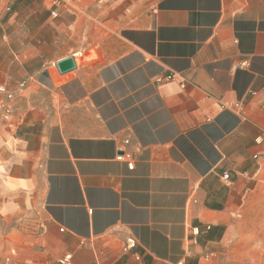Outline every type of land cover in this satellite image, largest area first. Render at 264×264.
I'll list each match as a JSON object with an SVG mask.
<instances>
[{"label": "crops", "instance_id": "crops-1", "mask_svg": "<svg viewBox=\"0 0 264 264\" xmlns=\"http://www.w3.org/2000/svg\"><path fill=\"white\" fill-rule=\"evenodd\" d=\"M67 254L264 264V0H0V264Z\"/></svg>", "mask_w": 264, "mask_h": 264}, {"label": "built area", "instance_id": "built-area-1", "mask_svg": "<svg viewBox=\"0 0 264 264\" xmlns=\"http://www.w3.org/2000/svg\"><path fill=\"white\" fill-rule=\"evenodd\" d=\"M51 14L54 15V16L56 15V13H55L54 11H52ZM172 77H173V74H167V75L165 76V79H166V80H169V79H172ZM10 96H11V95H8V97H10ZM9 113H10L9 108H6V109L4 110V115H5V117H7V116L9 115ZM116 159H117V160H123V154H119V155H117ZM127 166H128V168H132L133 163H132L131 161H129V162H127ZM223 178H227V175H226V174L223 175ZM206 228H209V226L207 225ZM192 231H193V233H198L197 228H193ZM135 245H136V240H135V238L132 237V236H129V237L126 239V241H125V244H124V246H123V250H124V251H126V250H130V249H132ZM70 261H71V256L67 254V255H64L63 257H61V258L58 260V263H59V264H70Z\"/></svg>", "mask_w": 264, "mask_h": 264}, {"label": "water", "instance_id": "water-1", "mask_svg": "<svg viewBox=\"0 0 264 264\" xmlns=\"http://www.w3.org/2000/svg\"><path fill=\"white\" fill-rule=\"evenodd\" d=\"M57 70L61 73L70 71L76 67L75 60L72 56H67L56 62Z\"/></svg>", "mask_w": 264, "mask_h": 264}]
</instances>
